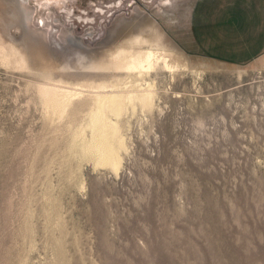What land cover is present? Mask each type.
I'll use <instances>...</instances> for the list:
<instances>
[{
	"label": "rangeland",
	"instance_id": "374dc122",
	"mask_svg": "<svg viewBox=\"0 0 264 264\" xmlns=\"http://www.w3.org/2000/svg\"><path fill=\"white\" fill-rule=\"evenodd\" d=\"M18 2L31 22L11 24L0 0V33L26 29L71 74L80 55L154 26L203 75L178 76L181 99L132 119L121 177L91 163L71 175L26 90L37 78L0 59V264H264V0Z\"/></svg>",
	"mask_w": 264,
	"mask_h": 264
},
{
	"label": "bare ground",
	"instance_id": "6f19581e",
	"mask_svg": "<svg viewBox=\"0 0 264 264\" xmlns=\"http://www.w3.org/2000/svg\"><path fill=\"white\" fill-rule=\"evenodd\" d=\"M11 1L14 4L11 24L18 22L26 27L33 18L32 11L18 0ZM44 1L40 2L41 8H48L47 4L54 0ZM7 23H2L5 34L0 33V59L11 68L29 71L37 78L29 80L26 90H32L45 119L55 123V131L63 136L65 161H77L71 175L81 171L84 163L115 177L122 175L132 149V119L162 113L163 99L171 93L181 99L183 95L173 91L178 76L190 74L200 80L203 75L181 62L154 26L133 30L130 35L116 39L117 44L104 48L103 55L94 53L91 58L80 55L77 67L80 74L76 75L71 74V67L56 63L52 52H43L41 44L42 50L37 49L36 38L29 36L26 29L17 41L8 32L11 25ZM58 141L56 138L55 144ZM77 186L84 189V180ZM57 215L55 207L46 211L50 220ZM57 255L63 257L60 246Z\"/></svg>",
	"mask_w": 264,
	"mask_h": 264
},
{
	"label": "crops",
	"instance_id": "0c3cea01",
	"mask_svg": "<svg viewBox=\"0 0 264 264\" xmlns=\"http://www.w3.org/2000/svg\"><path fill=\"white\" fill-rule=\"evenodd\" d=\"M252 50H254V49H251L250 51H252ZM259 50V49H258Z\"/></svg>",
	"mask_w": 264,
	"mask_h": 264
}]
</instances>
